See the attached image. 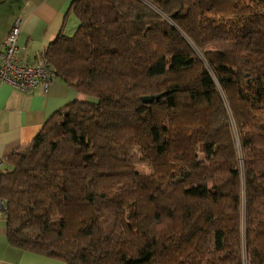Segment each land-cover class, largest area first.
Wrapping results in <instances>:
<instances>
[{
    "label": "trees",
    "instance_id": "obj_1",
    "mask_svg": "<svg viewBox=\"0 0 264 264\" xmlns=\"http://www.w3.org/2000/svg\"><path fill=\"white\" fill-rule=\"evenodd\" d=\"M69 10L42 55L85 98L7 154L8 242L68 264H264V0Z\"/></svg>",
    "mask_w": 264,
    "mask_h": 264
},
{
    "label": "crops",
    "instance_id": "obj_2",
    "mask_svg": "<svg viewBox=\"0 0 264 264\" xmlns=\"http://www.w3.org/2000/svg\"><path fill=\"white\" fill-rule=\"evenodd\" d=\"M72 1L0 0V50L18 18L16 57L23 62L36 60L58 34L70 35L75 30L77 20L69 10ZM84 98L58 76L52 78L46 90L33 91L17 90L0 80V173L8 153L32 141L54 112ZM0 264L68 263L11 245L6 235L5 214L0 213Z\"/></svg>",
    "mask_w": 264,
    "mask_h": 264
},
{
    "label": "built area",
    "instance_id": "obj_3",
    "mask_svg": "<svg viewBox=\"0 0 264 264\" xmlns=\"http://www.w3.org/2000/svg\"><path fill=\"white\" fill-rule=\"evenodd\" d=\"M20 20L16 18L8 30L0 50V80L20 91L46 90L55 76L48 69L46 58L41 54L32 62L17 59V38ZM1 164V162H0ZM6 203L0 197V213L5 214Z\"/></svg>",
    "mask_w": 264,
    "mask_h": 264
},
{
    "label": "water",
    "instance_id": "obj_4",
    "mask_svg": "<svg viewBox=\"0 0 264 264\" xmlns=\"http://www.w3.org/2000/svg\"><path fill=\"white\" fill-rule=\"evenodd\" d=\"M163 93H159L156 95H146V96H142V101L143 102H150L153 100V98H158L159 96H161Z\"/></svg>",
    "mask_w": 264,
    "mask_h": 264
},
{
    "label": "rangeland",
    "instance_id": "obj_5",
    "mask_svg": "<svg viewBox=\"0 0 264 264\" xmlns=\"http://www.w3.org/2000/svg\"><path fill=\"white\" fill-rule=\"evenodd\" d=\"M3 165H4V168H5V167H7V168L9 167V165H8L6 162H4ZM4 168H1V172H3ZM3 199H4V198H3ZM4 200H5V199H4ZM5 212H6V211H5Z\"/></svg>",
    "mask_w": 264,
    "mask_h": 264
}]
</instances>
